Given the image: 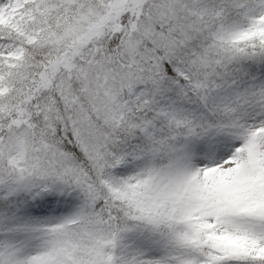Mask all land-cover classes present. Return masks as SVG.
<instances>
[{
  "label": "snow or ice",
  "instance_id": "1",
  "mask_svg": "<svg viewBox=\"0 0 264 264\" xmlns=\"http://www.w3.org/2000/svg\"><path fill=\"white\" fill-rule=\"evenodd\" d=\"M0 264H264V0H0Z\"/></svg>",
  "mask_w": 264,
  "mask_h": 264
}]
</instances>
